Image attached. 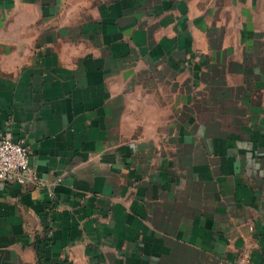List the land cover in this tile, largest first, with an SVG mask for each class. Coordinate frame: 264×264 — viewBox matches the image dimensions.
Masks as SVG:
<instances>
[{
  "label": "crops",
  "instance_id": "crops-1",
  "mask_svg": "<svg viewBox=\"0 0 264 264\" xmlns=\"http://www.w3.org/2000/svg\"><path fill=\"white\" fill-rule=\"evenodd\" d=\"M5 135L0 264H264V0H0Z\"/></svg>",
  "mask_w": 264,
  "mask_h": 264
},
{
  "label": "built area",
  "instance_id": "built-area-1",
  "mask_svg": "<svg viewBox=\"0 0 264 264\" xmlns=\"http://www.w3.org/2000/svg\"><path fill=\"white\" fill-rule=\"evenodd\" d=\"M36 181L31 166V151L23 140H15L12 135L0 138V183H19L27 186ZM226 264H253L248 254L236 262Z\"/></svg>",
  "mask_w": 264,
  "mask_h": 264
},
{
  "label": "rangeland",
  "instance_id": "rangeland-1",
  "mask_svg": "<svg viewBox=\"0 0 264 264\" xmlns=\"http://www.w3.org/2000/svg\"><path fill=\"white\" fill-rule=\"evenodd\" d=\"M229 88V89H228ZM238 89L239 88H236V87H227V89L226 90H229V93L230 94H233V96L235 95V93L238 91ZM241 98L240 99H243L242 98V95L240 96ZM238 100V99H237ZM245 100V98L243 99V101ZM239 102H240V100H239ZM238 102V103H239ZM211 105H216V102L214 101L213 103H210ZM246 104V105H245ZM242 103L241 104V106H242V111H245V113L246 114H250L249 116H251V114H252V112L253 111H257V113H258V111L260 110V106H258V107H255V108H252L251 107V105L249 104V102L247 103Z\"/></svg>",
  "mask_w": 264,
  "mask_h": 264
}]
</instances>
